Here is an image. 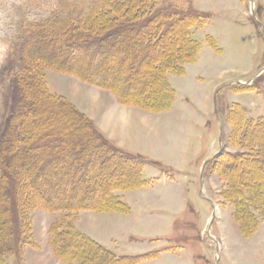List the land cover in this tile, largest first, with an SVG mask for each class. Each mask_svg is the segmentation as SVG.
<instances>
[{
  "label": "trees",
  "instance_id": "trees-1",
  "mask_svg": "<svg viewBox=\"0 0 264 264\" xmlns=\"http://www.w3.org/2000/svg\"><path fill=\"white\" fill-rule=\"evenodd\" d=\"M121 2L57 0L39 20L23 13L14 19L8 59L20 49L23 58L17 72L7 68L0 76L6 90L0 129V264L9 257L21 264L24 249L36 245V210L62 214L49 241L64 264H125L130 259L116 257L80 233L73 220L83 210L129 213L115 192L147 186L139 170L146 160L112 145L67 98L51 93L46 73L109 90L124 106L154 114L169 111L176 92L168 76H183L185 67L195 63L201 44L193 28L204 19L191 9L163 8L158 0ZM153 77L158 80L148 81ZM242 142L241 153L226 157L231 174L246 161L260 159L264 165V118L246 120ZM219 158L212 161L219 163ZM243 185L235 189L231 179L228 196L237 204L234 216L245 235L250 223L243 206L256 203L264 213V203L260 191Z\"/></svg>",
  "mask_w": 264,
  "mask_h": 264
},
{
  "label": "rangeland",
  "instance_id": "rangeland-1",
  "mask_svg": "<svg viewBox=\"0 0 264 264\" xmlns=\"http://www.w3.org/2000/svg\"><path fill=\"white\" fill-rule=\"evenodd\" d=\"M56 1L0 0V76L7 68L17 72L22 64L21 49L8 59L15 42L14 19L23 13L26 19L39 20ZM158 2L163 8L191 9L204 19L200 28H193L201 50L183 76H168L176 92L169 111L154 114L134 108L140 112L134 116V134L141 138L133 140L131 151L146 160L139 170L149 183L131 191L120 187L115 195L130 212L99 217L100 232L92 237L118 257H134L125 264H139L150 256L142 264H264V213L256 203L243 206L250 223L245 236L234 216L237 204L228 196L232 179L235 189L246 183L260 191L264 203V165L260 159L244 161L231 174L225 162L228 155L242 152L246 120L264 118V0ZM210 37L216 47L208 43ZM46 74L51 93L73 91L78 102L87 101L96 89L104 90L89 84L72 86L75 77L67 74ZM87 86L92 89H84ZM5 94L0 79V129ZM216 154L219 163L212 161ZM53 215L62 217L60 212ZM6 264L19 263L9 257Z\"/></svg>",
  "mask_w": 264,
  "mask_h": 264
},
{
  "label": "crops",
  "instance_id": "crops-1",
  "mask_svg": "<svg viewBox=\"0 0 264 264\" xmlns=\"http://www.w3.org/2000/svg\"><path fill=\"white\" fill-rule=\"evenodd\" d=\"M76 83L77 85H74ZM71 84L72 86H77V87H80V85H85V83H82L79 79L76 80V78L71 80ZM87 87L88 88H84V87L83 88L86 90L92 89L91 86H87ZM92 92L93 95H90L89 99L84 102H78L76 99L77 95L73 91L69 93H63L60 95L67 98L80 112L85 114L94 123L98 131L112 145H114L115 147H117L118 149L122 150L125 153L135 155L131 151L132 145L134 144L133 140L139 141L141 136H138L139 133L134 134V130H136L135 128L136 123L134 116L135 115L139 116L140 112H135L134 110L135 107L121 105L114 94L109 93L105 90L96 89ZM107 93H109L110 96ZM112 96L115 99L112 98ZM106 101H108V104L106 103ZM139 110L144 111L142 109ZM144 117L145 116L143 115V117L141 118ZM142 122L146 123V121H142ZM112 213H118V212L96 213L89 210L81 211L74 218L73 222L76 229L80 233L90 238L91 240L102 246L104 249L112 252L110 249L104 247L103 245H101V243H98L99 241L94 240L92 237V233L100 232L98 231V224H97L99 217L107 216ZM118 214H122V213H118ZM32 219H33V223H32L33 239L36 245L34 247L27 246L24 249L23 260L21 264H64L61 260H59L56 257L53 249L50 246V241H49L51 227L57 221L55 215L45 210H36L33 212ZM113 254L116 255L115 253ZM116 257L118 256L116 255ZM135 257H143V256H135ZM118 258H134V257L120 256ZM150 258L152 257L151 256L149 258L147 257V259H144L139 264H142L145 260H148Z\"/></svg>",
  "mask_w": 264,
  "mask_h": 264
}]
</instances>
